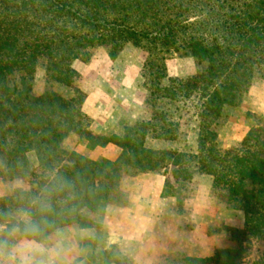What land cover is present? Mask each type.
Returning <instances> with one entry per match:
<instances>
[{"label": "trees", "instance_id": "trees-1", "mask_svg": "<svg viewBox=\"0 0 264 264\" xmlns=\"http://www.w3.org/2000/svg\"><path fill=\"white\" fill-rule=\"evenodd\" d=\"M22 1L24 7L21 0H0V30L6 26L0 33V178H35L32 188H16L0 197V223L9 221L4 232L16 229L27 240L43 241L71 224L100 227L98 217L116 199L124 175L156 171L168 160L178 166L174 175L184 171L190 177L185 167L191 163L210 175L212 185L224 190L226 203L243 212L245 232L264 235V125L226 151L216 147L214 130L222 108L237 104L255 67L264 63V0ZM187 12H205L209 18L185 23ZM35 25L39 29H33ZM128 41L150 53L145 63L150 76L146 103L156 112L149 121H120L108 135H93L83 98L67 99L52 90L34 95L30 83L16 86L6 79L23 55L33 60L43 56L52 80L69 87L72 79H62L63 72H73L58 66L61 60L84 58L89 48L104 45L114 58ZM180 50L205 63L204 71L185 79H161L162 55ZM185 108L195 109L200 119L194 153L148 148V139L177 140L179 113ZM71 132L91 150L114 144L121 152L112 161L68 151L63 141ZM32 150L37 174L27 160ZM16 212L23 217L16 219ZM26 223L38 224L39 231L26 232ZM102 250L99 259L92 253L88 259L96 264H123L126 259L113 249ZM240 251L222 248L212 256H182L171 263L242 264Z\"/></svg>", "mask_w": 264, "mask_h": 264}, {"label": "rangeland", "instance_id": "rangeland-1", "mask_svg": "<svg viewBox=\"0 0 264 264\" xmlns=\"http://www.w3.org/2000/svg\"><path fill=\"white\" fill-rule=\"evenodd\" d=\"M20 3L24 7L22 0ZM37 5L38 2L34 6ZM30 15L33 16L34 13ZM188 15L185 23L209 18L205 12ZM34 20H37L35 16ZM39 27L32 26L33 29ZM3 28L4 26L0 33H4L6 26ZM162 56L160 63L163 64L165 76L161 79H185L203 72L206 67L205 63H200L185 50L169 51ZM149 57V51L129 41L123 44L114 58L110 57L107 45L89 48L88 55L84 58L60 61L58 66L64 69L68 67L73 72L72 76H69V72H63L62 79H72V84L66 87L52 80L55 78H52L47 69L50 64L47 58L38 56L33 60L28 55H23L15 60L17 63L7 74L6 79H10L16 86H20L22 81L30 83L34 95L52 90L67 99L74 96L83 98L82 110L92 123L93 135H108L115 130L120 121L129 123L138 120L149 121L156 110L149 102L146 103L148 96L146 79H150V76L145 63ZM179 114L181 120L177 140L148 139L146 141L148 148L194 153L200 119L193 108H185ZM263 125L264 63L255 67L251 84L238 98L237 104L225 105L222 108L221 116L214 126L217 133L216 147L225 151L239 147L251 129ZM109 145L113 144L105 146ZM63 147L89 158L96 157L93 149L81 143L80 136L75 132L67 136L63 141ZM118 149L110 148L108 156L117 155ZM99 155L101 154L98 153L97 156ZM27 160L34 174H37L39 169L34 150L28 152ZM177 168L178 166L165 160L156 171L144 172L161 176L164 188L156 205L158 206L156 217L149 211L141 210L139 220L133 225L128 223L129 208L136 199L132 197L130 191L133 190L134 182L142 184V180L134 178L142 173L124 175L118 185V196L116 195V199L107 205L103 217H98L99 222H102L101 226L92 227L100 229L98 236L83 240L92 241L88 243L89 246L86 242L83 244L89 255L92 253L99 259L100 255L97 254L99 249H103L102 251L113 249L118 257L126 258L123 264H172V259H179L182 256L204 258L212 256L218 249L239 247L242 264L264 261V235L254 236L245 232L243 212L226 203L224 190L212 185V177L198 172L192 163L185 167L190 173L188 178L184 176V171L174 175L173 171ZM181 168H184L183 164ZM34 178L28 176L11 181L0 178V197L12 194L16 188H32ZM14 217L21 219L23 216L16 212ZM144 218L145 222H142ZM7 224L9 221L0 223V240L7 243L6 259L13 254L19 257L15 250L31 242L35 248L27 255L33 264H58L46 258L53 253L49 241L67 243L71 241L70 238L77 237L75 232L81 229L77 224H71L55 230L43 241H33L22 237L16 229L4 232ZM125 237L146 242L149 251L144 249L143 244L138 246L136 242H130L132 240ZM37 243L41 246H37ZM89 264L96 263L89 260Z\"/></svg>", "mask_w": 264, "mask_h": 264}, {"label": "crops", "instance_id": "crops-1", "mask_svg": "<svg viewBox=\"0 0 264 264\" xmlns=\"http://www.w3.org/2000/svg\"><path fill=\"white\" fill-rule=\"evenodd\" d=\"M110 148L118 149V146L109 145V146H102V147H96L92 151L94 154H96V157H92L93 160H116L120 154V148L118 149V154L114 157L108 156V151ZM100 153L101 155L97 156V154ZM136 180H142V184H139L138 181L134 182L132 184V191H130L132 197H134L135 203L132 204L129 208V221L131 225L137 223V221L140 218V214L142 211H149L154 217L158 214V206H156L161 197V193L164 188V180L159 175H153V174H147L142 173L136 175L134 177ZM151 185V190H149V187ZM142 210V211H141ZM153 218V216H151ZM149 219H146V221ZM145 222L142 219V222ZM127 223V224H128ZM100 232V229H92V228H86V229H79L76 230L77 237L70 238L71 241H67L65 243L64 241H49V245L51 244V248L53 250V253L48 255L46 258H50L53 260V262H57L58 264H89L88 260V249H85L83 244L86 241L83 240H90L93 237H97ZM76 238V239H75ZM126 238V237H125ZM130 242H136L138 246H141L142 244L145 246L144 249H148L147 243L144 241H134L137 238H130L128 237ZM126 238V239H128ZM118 241H111V243H117ZM37 246H41L37 243ZM44 249V248H43ZM149 251V249L147 250ZM12 256V255H11ZM10 257V256H9ZM17 257V256H16ZM19 257H17L18 259Z\"/></svg>", "mask_w": 264, "mask_h": 264}, {"label": "clouds", "instance_id": "clouds-1", "mask_svg": "<svg viewBox=\"0 0 264 264\" xmlns=\"http://www.w3.org/2000/svg\"><path fill=\"white\" fill-rule=\"evenodd\" d=\"M24 230L26 232L35 233L39 231V225L36 223H26ZM34 248L35 245H33L31 242L23 244L15 250V252L19 253L18 259L15 254L6 259L7 243L3 240H0V264H33V261L30 259L27 253L32 251Z\"/></svg>", "mask_w": 264, "mask_h": 264}]
</instances>
